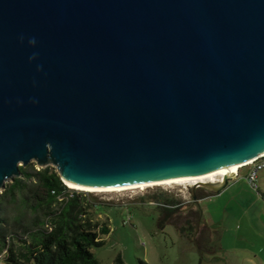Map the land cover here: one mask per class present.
Returning a JSON list of instances; mask_svg holds the SVG:
<instances>
[{"label":"water","instance_id":"water-1","mask_svg":"<svg viewBox=\"0 0 264 264\" xmlns=\"http://www.w3.org/2000/svg\"><path fill=\"white\" fill-rule=\"evenodd\" d=\"M262 156L264 0H0V188L223 178L200 205Z\"/></svg>","mask_w":264,"mask_h":264},{"label":"rangeland","instance_id":"rangeland-1","mask_svg":"<svg viewBox=\"0 0 264 264\" xmlns=\"http://www.w3.org/2000/svg\"><path fill=\"white\" fill-rule=\"evenodd\" d=\"M30 165L40 168L35 161L26 166ZM249 170L244 166L220 193L200 200L207 225L202 235L196 226L191 236L182 234L174 221L162 223L160 211L166 197L193 201L195 184L86 192L91 193L95 220L107 222L111 229L103 236L105 244L93 248L95 256L101 264H114L118 255L125 264H264V169L258 174V191L246 178ZM5 188H0V193ZM199 189L203 187L195 191ZM9 213L15 216L17 211L11 206ZM189 215L188 205L181 206L180 221L185 224ZM0 264L7 263L0 258Z\"/></svg>","mask_w":264,"mask_h":264},{"label":"trees","instance_id":"trees-1","mask_svg":"<svg viewBox=\"0 0 264 264\" xmlns=\"http://www.w3.org/2000/svg\"><path fill=\"white\" fill-rule=\"evenodd\" d=\"M20 169L21 176L0 193V258L7 264H101L93 248L105 244L103 236L111 229L107 222L95 220L91 193L69 187L53 166ZM195 192L199 199L211 196L204 188ZM161 202L162 223L176 222L182 234H203L207 225L199 204L167 197ZM184 205L189 207L188 225L178 216ZM11 206L15 216L9 213ZM114 264H125L122 255Z\"/></svg>","mask_w":264,"mask_h":264},{"label":"bare ground","instance_id":"bare-ground-1","mask_svg":"<svg viewBox=\"0 0 264 264\" xmlns=\"http://www.w3.org/2000/svg\"><path fill=\"white\" fill-rule=\"evenodd\" d=\"M240 166H236V167H233V169L235 171H233L232 169V172L236 173L239 171L240 169ZM223 178L221 179H217V176H202V177H196V178H183V179H179L177 181H174V182H171V183H157V184H147V185H140V186H136V187H133V188H130V189H127V190H131V189H137V188H146V187H150V186H160V185H169V184H199V183H202V182H216V181H220L222 180ZM118 191H126V190H105V191H99V192H118Z\"/></svg>","mask_w":264,"mask_h":264},{"label":"built area","instance_id":"built-area-1","mask_svg":"<svg viewBox=\"0 0 264 264\" xmlns=\"http://www.w3.org/2000/svg\"><path fill=\"white\" fill-rule=\"evenodd\" d=\"M244 166L250 167V170L246 176L250 184L255 190H259V184H258V174L259 171L264 169V156L258 158L255 161H252L246 165L240 166V169L243 168ZM240 169L238 172H236L237 176L240 174ZM222 181V180H220Z\"/></svg>","mask_w":264,"mask_h":264},{"label":"clouds","instance_id":"clouds-1","mask_svg":"<svg viewBox=\"0 0 264 264\" xmlns=\"http://www.w3.org/2000/svg\"><path fill=\"white\" fill-rule=\"evenodd\" d=\"M32 43H35V41L33 40Z\"/></svg>","mask_w":264,"mask_h":264},{"label":"crops","instance_id":"crops-1","mask_svg":"<svg viewBox=\"0 0 264 264\" xmlns=\"http://www.w3.org/2000/svg\"><path fill=\"white\" fill-rule=\"evenodd\" d=\"M212 196V195H211ZM209 197V196H208ZM206 198V197H205Z\"/></svg>","mask_w":264,"mask_h":264},{"label":"snow or ice","instance_id":"snow-or-ice-1","mask_svg":"<svg viewBox=\"0 0 264 264\" xmlns=\"http://www.w3.org/2000/svg\"><path fill=\"white\" fill-rule=\"evenodd\" d=\"M233 171H235V170L233 169Z\"/></svg>","mask_w":264,"mask_h":264}]
</instances>
